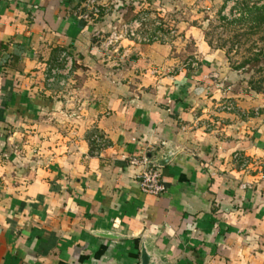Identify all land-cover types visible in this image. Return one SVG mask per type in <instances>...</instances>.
Masks as SVG:
<instances>
[{"label": "crops", "instance_id": "1", "mask_svg": "<svg viewBox=\"0 0 264 264\" xmlns=\"http://www.w3.org/2000/svg\"><path fill=\"white\" fill-rule=\"evenodd\" d=\"M80 6L0 0V264H142L143 237L162 264H264V101L217 109L205 44L195 73L152 75L177 60L159 44L107 71L95 33L121 16ZM169 153L166 192L146 195L130 159Z\"/></svg>", "mask_w": 264, "mask_h": 264}, {"label": "rangeland", "instance_id": "2", "mask_svg": "<svg viewBox=\"0 0 264 264\" xmlns=\"http://www.w3.org/2000/svg\"><path fill=\"white\" fill-rule=\"evenodd\" d=\"M116 3L112 4V13L119 16L122 13H119ZM262 5L264 0H160L155 4L159 11H153L144 2L137 4L138 12L133 15L131 9L135 6L131 3L128 12L119 18L122 20L120 23L113 20L114 27L110 31L95 33V36L101 41L103 64L110 72H118L127 62L134 61L139 55L136 49L154 44L169 46L177 60L171 64L152 66V75L155 76L169 72H197L205 66L199 55L207 53L201 52L199 47L205 44L214 57L211 63L215 70L209 77L215 82H223L220 89L222 98L217 106L220 110L219 107L225 104L237 105L232 95H241L244 101L251 100L254 95L253 100L258 96L264 101V23L252 20L256 15L255 7ZM252 10L254 14L250 15ZM144 18L147 21L141 22ZM138 20L142 26L135 36H125L124 25ZM113 33H118L119 39L114 48L107 50L105 43ZM68 84L63 86L64 89L72 88ZM254 89L260 90V93ZM259 110L255 109L257 113ZM234 164L240 168L239 163Z\"/></svg>", "mask_w": 264, "mask_h": 264}, {"label": "built area", "instance_id": "3", "mask_svg": "<svg viewBox=\"0 0 264 264\" xmlns=\"http://www.w3.org/2000/svg\"><path fill=\"white\" fill-rule=\"evenodd\" d=\"M116 1V0H115ZM81 6L77 10V17L80 18L83 21L88 22H96L98 20H101L105 16H108L111 14L112 11V5L110 3H101L99 0H80ZM119 9V8H118ZM128 12V5H124L120 7L119 13H122L121 18ZM122 20L119 21V23ZM147 21V18L141 19V22ZM141 22L135 21L134 23L130 25H124L123 32L125 36H131L134 37L137 30L142 26ZM98 36V35H97ZM122 36V35H121ZM119 39L118 33H113L111 36H109L107 42L105 43V49L109 50L115 47V44H117V41ZM70 63V62H69ZM66 75H68L71 72V65L69 64V68L66 69ZM54 75L57 74V71L53 72ZM55 78L52 77L50 79V83H54ZM61 86H65V82L60 83ZM220 110L224 112H234L237 110V107L234 106V104H225L224 106L219 107ZM96 140V139H93ZM233 161L236 163H239L240 170H250L252 164L248 159L244 158L241 154L237 153L233 156ZM131 165L134 166H140L143 167V170L138 175V182L140 185V188L143 193L149 196L158 197L163 195L166 192V187L163 183L162 174L160 172V166H156L151 164L152 160L150 158H147L145 156L143 157H132L129 161ZM249 184H245L242 186V189L250 188Z\"/></svg>", "mask_w": 264, "mask_h": 264}, {"label": "water", "instance_id": "4", "mask_svg": "<svg viewBox=\"0 0 264 264\" xmlns=\"http://www.w3.org/2000/svg\"><path fill=\"white\" fill-rule=\"evenodd\" d=\"M172 157V153H169V155L166 158L163 159H152L153 165L164 167L167 163V161ZM117 238V237H114ZM141 260L142 264H162L161 259H158L154 253L150 250V245L148 244V240L146 237H143L142 242V248H141Z\"/></svg>", "mask_w": 264, "mask_h": 264}, {"label": "trees", "instance_id": "5", "mask_svg": "<svg viewBox=\"0 0 264 264\" xmlns=\"http://www.w3.org/2000/svg\"><path fill=\"white\" fill-rule=\"evenodd\" d=\"M254 14L253 10L250 11V15ZM255 16L254 18H252V20L254 22H258L259 24H263L264 23V5L262 6H256L255 7ZM256 92L260 93V90L258 89H254Z\"/></svg>", "mask_w": 264, "mask_h": 264}]
</instances>
